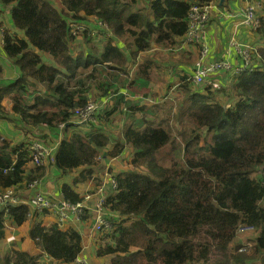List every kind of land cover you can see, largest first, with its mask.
<instances>
[{"label":"trees","instance_id":"1","mask_svg":"<svg viewBox=\"0 0 264 264\" xmlns=\"http://www.w3.org/2000/svg\"><path fill=\"white\" fill-rule=\"evenodd\" d=\"M212 1L0 0L1 10L11 12V22L26 36L3 28L4 54L20 75L0 86V116L8 119L2 101L10 96L9 120L32 131L29 143H12L0 134V191L42 177L45 167L28 170L27 164L32 160V138L47 139V130L55 132L53 137L63 134L50 159L53 168L66 175L81 168L74 183L91 178L106 156H120L131 146L134 169L116 175L118 187L104 203L121 218L111 217L114 227L105 234L107 241L100 244L97 256L110 257L109 264H122L115 259L120 255H127L126 264L139 255L142 264H264V47L257 49V67L231 78L233 98L226 104L216 95H231L226 77H219L220 90L182 77V100L174 113L166 112V121L153 120L162 105H125L130 122L116 141L97 126L99 114L98 122L86 127L75 122L73 112L88 102L86 93L95 85L103 94L115 90L116 84L104 75L110 66L124 72L129 60L115 38L127 45L134 61L154 44L174 51L177 38L188 31L191 6ZM87 16L96 17L104 34L108 25L113 35L102 39V33L97 40L91 31L73 33L70 22H87ZM256 33L264 36V15ZM138 68L142 77L148 75L147 66ZM2 74L0 66V78ZM112 74L119 81L118 72ZM38 83L45 85L43 90L37 89ZM122 101L118 97L105 115L110 117ZM173 121L181 130L175 125L173 132ZM142 165L147 172L138 169ZM61 191L67 200H82L71 183H63ZM30 213L24 203L9 206L7 213L1 208L0 238L6 229L4 216L22 225ZM244 227L256 233L249 252L232 246ZM29 234L43 253L65 264H73L83 248L81 233L72 227L36 222ZM45 261L43 254L16 249L0 255V264Z\"/></svg>","mask_w":264,"mask_h":264},{"label":"crops","instance_id":"2","mask_svg":"<svg viewBox=\"0 0 264 264\" xmlns=\"http://www.w3.org/2000/svg\"><path fill=\"white\" fill-rule=\"evenodd\" d=\"M262 3V0H226L223 5L220 6V4H217L212 9V13L210 15L209 22L207 24V31H206V40L210 46V56L209 61H215L218 59H230L235 64L242 63V57L240 53H238L237 48L232 44L235 42L236 44H241L244 46H255L259 47L260 45L263 46V44H260L264 42V36L258 35L256 33V29L250 26H246L245 24L241 23V17L237 16L236 14L238 11L244 7H247L249 5L259 7ZM263 4V3H262ZM263 8V7H262ZM261 8V9H262ZM3 12L2 15H6V18L8 20V26L5 25L7 29H10L11 31L16 32L20 37L26 38L24 31L18 29L13 25L11 22V13L8 9L1 10ZM260 17V15H258ZM96 22H93L95 21ZM4 22V20H2ZM89 28L91 29V32L97 33L99 39L95 37L97 40H101L100 37H102L103 31L99 29L98 26V20L96 17L92 16V21H88ZM254 30V31H253ZM106 31V30H105ZM89 32V31H88ZM109 31H106V33ZM113 34H104L103 38H110V36ZM181 38H177L178 43L176 45L182 46ZM180 40V41H179ZM116 43L118 42L121 46V50L126 54L128 57L127 61V67L123 73L119 72L121 70H116L113 66H110V69H107L109 72L108 75H104V77L108 80V83H115L116 86L114 87L115 90H112L111 92L103 94L102 90H100L96 85L89 90L86 95H88V100L94 97L93 99H99V101L103 103V107L108 111H112V107L116 104L118 97L122 96L123 101L122 104L117 106V109L111 112L109 115L110 117H113L115 115H120L123 120V116L127 114L123 111V108L125 109V105H135L138 107H153L156 105H159L162 103V98L166 96L169 92L166 93V79L168 82V85L170 83H173L177 78L186 77L194 72V66L195 61L199 52V45L196 43H187L185 44L178 52L170 53L172 51L165 50L159 44H154L152 48L147 50L145 53H140L136 57V60L134 61L131 59V55L127 49V45L120 40L119 38H115ZM122 41V42H121ZM105 40L102 41L104 44ZM175 45V46H176ZM264 47V46H263ZM152 49V50H151ZM157 50L158 52H162L165 55L162 56L164 60H159L158 57L154 54V51ZM174 54L173 60H168L171 55ZM46 55V54H45ZM47 56V55H46ZM259 62V61H257ZM147 66L148 69V75L142 77L140 71H142V67L139 71V65ZM0 66L3 68V74L2 78H0V86H6L10 84V82L15 81L19 77V68L12 63L10 58L4 54L3 51V28L0 24ZM160 66H163V69H160ZM167 66V67H166ZM258 65H256L257 67ZM163 72L162 74L160 72ZM113 72H118V77L121 79V81L115 79V75H113ZM166 72L168 73L166 77ZM225 83L227 86L230 85L231 78L228 76H224ZM172 81V82H171ZM232 83V82H231ZM45 85L38 83L37 89L43 90ZM221 89V88H220ZM217 89V90H220ZM214 90V89H213ZM114 92H118L117 94H113ZM5 99L9 101V104L11 103L12 107V100L10 99V96H5ZM105 99V100H102ZM107 99V103L106 102ZM3 104V103H2ZM4 106V105H3ZM7 111V110H6ZM11 109H9L10 112ZM127 111V110H126ZM106 112H103V115L100 116L99 124L97 126L103 127L104 129L107 128L109 125V122L102 121L101 118L105 115ZM140 116L141 113H137ZM108 117V116H107ZM153 118V117H152ZM109 119V118H108ZM150 119V116H149ZM7 119L0 116V134L2 138H6L7 140L14 143L13 137L15 135H12V137L7 136L4 131L10 132V122L11 123H17L8 121L9 124H6ZM7 122V123H8ZM126 121H124V124ZM19 125H14L21 133V127L22 124L18 123ZM123 124V125H124ZM123 127V126H122ZM76 129H78L76 127ZM117 134L115 133L113 136H110L111 140L116 141ZM30 135V134H29ZM28 135V136H29ZM60 137H53V135L50 134V131L47 130V137H49V140L52 142H46V138H40L42 139L48 146H50L53 150V153L55 151V148L57 145L61 142L62 134H60ZM36 137H43V135L36 136ZM23 137H20L18 140H15V143L26 141L30 142L28 137L26 139H22ZM120 138V137H118ZM35 140V139H32ZM132 147L127 146L125 149V152L117 157L112 156H106L102 161V169H105L107 172H110L108 174L107 178H102L106 182H109L111 179H114V176L117 174L122 173L120 168V159H128L130 161L132 159ZM118 163V164H117ZM35 165L31 160L27 164L28 170L34 169ZM107 166L109 167L107 169ZM45 167V168H44ZM53 166L51 165V161H49L48 165L43 166L45 169L44 174L40 179H38V183L31 186V182L28 184H25L23 187H18V197L23 200L24 202L28 201L35 193L42 191L46 192L49 195L61 197L63 195L61 191V186L63 183H71L73 189L80 193L81 196L84 198L83 195L88 194L90 195V198L85 201V208L84 213L81 218H71L69 221L65 222L64 224L60 225L59 227L62 229L66 228H75L77 229L83 239V248L81 251L82 255H85L88 260L89 264H109L111 261V258L108 256H97L96 250L99 248L100 244L97 243V238L99 235L95 232L93 225H94V219H93V213L91 212L93 209H96L100 203L101 197H103L105 200L107 197L114 192L116 189H112L109 185L105 186V189L103 188V191L100 192L99 189L102 187L100 185H97L99 182L98 179H96L97 176H94L93 178H89L83 182H75V178L77 177L78 173L80 172L81 168H78L74 170L70 175L63 176L59 179V175H53L49 169H51ZM111 168H115L114 172H111ZM104 200V201H105ZM31 214L28 218V220L22 224V225H16V223L13 221V219H8L6 221V229L5 234L3 238L5 241H10L9 246H13L12 249L20 248L24 249L26 252L36 255V254H43V251L37 247L35 241L31 238L29 231L31 229V226L36 222H41L45 226H50L52 224H58L56 223L55 216L47 211H38L35 210V208L30 207ZM16 226H19V228L16 230L14 229ZM14 229V230H13ZM12 239V240H11ZM16 243H15V242ZM11 249V250H12ZM97 257L95 260H92V256ZM46 256V254H45ZM46 264H65L61 261L54 260L53 258L45 257Z\"/></svg>","mask_w":264,"mask_h":264},{"label":"built area","instance_id":"3","mask_svg":"<svg viewBox=\"0 0 264 264\" xmlns=\"http://www.w3.org/2000/svg\"><path fill=\"white\" fill-rule=\"evenodd\" d=\"M214 7L213 1L204 5L194 4L191 6L188 14V31L185 36L181 38L180 44H182V46L180 47L182 48L187 43H196L200 46L195 61L194 72L186 76V82L194 85L204 84L210 88L219 89L221 88L219 77L228 76L231 78L246 69L253 70V68L256 67V64H258V62L255 61V57L258 56V51L255 46H244L233 42L232 44L237 48L238 53H240L243 59L242 63L235 64L230 59L209 61L210 46L206 40V31L207 24ZM236 15L242 18L243 24L246 26H250L255 29L258 28L259 16L257 15L255 6L249 5L244 7L240 9ZM70 24L72 26L73 33L76 35L86 30V27L80 22L71 21ZM104 27L107 28L106 25H104ZM181 48H179L178 45L173 52H178ZM167 95H169V93L166 94V96ZM98 102L99 104L89 100L84 106L75 108L73 111L76 119L75 122L86 127H90L92 123H96L98 120L97 114L100 113L102 107L104 106L102 101ZM33 141L34 142L30 147L33 160L31 161L37 166L48 165L47 163L53 155L52 148L49 147L42 139H35ZM108 168L109 167L107 166V169ZM36 183H38V180H35V182H32L30 185L33 186ZM106 185H109L113 190L116 189L118 187L117 177L111 179L109 182L103 181L101 184L102 187L99 191L102 192ZM83 196L84 198L81 197V201L72 202L69 199L67 200L64 195L56 197L49 195L46 192L39 191L30 198V206L38 211L45 210L52 213L55 216L56 223L60 226L69 221L71 218L82 217L85 208V201L90 198V195L88 194ZM104 200L105 199L101 197L98 207L91 211L94 219L93 228L95 232L97 234H101V236L110 232L113 226V221L109 216L111 213L106 207H104V203L106 201ZM16 203H18V198L15 195V192L13 193L11 188L0 192V209L2 208L5 211H8L9 206ZM242 229H248V227L241 228L240 230ZM240 250H245V248H241ZM73 264H89V260L85 255L79 253Z\"/></svg>","mask_w":264,"mask_h":264},{"label":"rangeland","instance_id":"4","mask_svg":"<svg viewBox=\"0 0 264 264\" xmlns=\"http://www.w3.org/2000/svg\"><path fill=\"white\" fill-rule=\"evenodd\" d=\"M213 2H214V6H217V4L220 3V0H214ZM262 3H261V5L259 7H256L255 6L256 7L257 15H260V16L264 15V0H262ZM2 14H3V12L0 11V24L2 25V28L7 29L5 27V25L9 27L8 20L6 18V15L5 14L2 15ZM86 19H88V21H89V19H90V21H92V16H87ZM2 20H4V22H2ZM88 21L87 22H80L81 24H83L86 27V30L85 31H87V32L88 31H91V29L89 28ZM93 22H96V20L93 21ZM106 31H108V29H106ZM108 33L113 34L111 32H108ZM260 44H263V46H264V42L263 43L260 42ZM176 46H178V45H176ZM263 46L260 45L259 47H263ZM259 47H257V49ZM164 49L166 50V48H164ZM170 53H174V52L172 51ZM154 54L158 57V59L160 61L161 60H164L163 57H162V56L165 55L164 53L158 52L157 50H155L154 51ZM173 57H174V54L171 55L168 60H173ZM160 69H163V66H160ZM120 73H123V72L120 71L119 72V76H120ZM160 73L162 74L163 72L161 71ZM167 75H168V73L166 72V77H167ZM108 80L109 79L107 78V82H108ZM119 80L121 81L120 78H119ZM180 81H181L180 78H177L173 83H170L168 85V82H167V79H166V93L169 92V95H168V97L166 99V102L159 104V105H162L163 108L159 112V115L156 118H153V120L155 122L156 121L159 122L160 119H164L166 121V112H172V113H174L176 111V109H177L176 106L179 104V102L182 100V97H183L181 91L179 90V86H178V84H179ZM227 87L230 90V94L231 95L226 94L227 96L224 97V94L223 93H221V94L220 93H216V95L219 97L220 101L222 103H224V104L228 103L230 98H231V100L233 98L232 97V92H231V85H229ZM93 98L94 97H92L91 100L93 102L99 104V102H98L99 99H93ZM2 103H3V105H4V107H5V109L7 111H9V109H11V103L9 104V101L7 99L3 98ZM104 110H105V108H102L101 109V111L99 113V117L101 115H103ZM124 112H126V108L124 109ZM10 116H11V113L8 112L7 113V117H8L7 120L8 121H9V117ZM106 117L107 116H103L101 118V120L104 121V122L105 121L109 122V125L107 126V128L105 129V131L110 136H113L115 133H118V134L120 133V130H121L123 124H124V121H126V124H129V122H130L128 116H126V115L123 116V120L121 119L122 117L120 115H115L113 117H108L109 119H106ZM8 121H6V124H9ZM14 125H19V124L18 123H11L10 122V132L4 131V133L7 136H9V137H12V135H15V137H13L14 143H15V140H18L20 137H23L22 139H26L27 136L30 134V132H32L31 130L25 131L21 127L22 130H21V133H20V131ZM175 125L178 127L179 130H181L180 126L173 121V123L171 124V126L175 130V131L173 130V132H177V130L175 128ZM54 133L55 132H53V135H54ZM29 137H32L31 134L29 135ZM32 139H34V138H32ZM46 142H50V144H52V142L49 140V137H47V141ZM167 150H169V148L165 149L164 152H163V154H166V151ZM118 163H120L119 165H120L121 171H123V172H126L128 170L134 169L133 168V165L131 163V160L128 161V159H120V161ZM138 169L140 171H142V172H147L148 171L147 168L144 165L138 167ZM114 170H116V169L115 168H113V169L111 168V172H114ZM49 171L53 175H59V179L62 178L63 176H68V175L71 174V173L70 174H67V175L66 174H63L61 172L56 171L53 167L51 169H49ZM108 174H110V172H107L105 169L99 168V169H97V170L94 171V173H93V175H92L91 178H93L94 176H97L96 179H98V181H99L97 183V185H100L101 186V184H102V178L103 179L104 178H107L108 177ZM11 189H12L13 193L16 192V191H18V187L11 188ZM120 218L121 217L119 216L118 218H116V220H119ZM114 222L115 221L113 220V225H114ZM18 228H19V226H16L14 229L17 230ZM98 235H100L97 238V243L98 244L107 241V239L105 237V234L101 236V234L98 233ZM255 237H256V233L252 229H242V230H240L238 232V236H237L236 242H234L232 244V246L235 247V248H237V250L238 249H241V248H245L246 249L245 251L246 252H249L251 250L250 247H251V245H252L253 240H254ZM237 244H241V245H237ZM9 245H10V241H5L4 239H0V255H1V257H4V255H7V253L11 251V249L13 248V246H9ZM17 249L20 250V251H25L24 249H20V248H17ZM131 249H132V251H137L136 248H134V247H132ZM36 255H38V254H36ZM91 256H92V260H95L97 258V257H95L93 255H91ZM141 257H142V255H139L138 257H136L135 258V261L132 264H142L143 263V259ZM115 259L116 260H119L122 264H126L128 262L127 255H120V256L116 257ZM259 264H263L261 260L259 261Z\"/></svg>","mask_w":264,"mask_h":264},{"label":"bare ground","instance_id":"5","mask_svg":"<svg viewBox=\"0 0 264 264\" xmlns=\"http://www.w3.org/2000/svg\"><path fill=\"white\" fill-rule=\"evenodd\" d=\"M241 23L243 24V21H242V18H241ZM107 29L108 30H110L109 29V27H108V25H107ZM212 89H214V88H212ZM220 89V88H219ZM214 90H217V89H214ZM89 100H91V99H89ZM88 100V101H89ZM102 100H105V99H102ZM99 101V100H98ZM104 103H107V99H106V102H104ZM98 122V120L96 121V123ZM34 141H31V144H30V147H31V145H32V143H33ZM50 147V146H49ZM33 161V160H32ZM49 163V162H48ZM47 163V164H48ZM117 175V174H116ZM116 175L114 176V178H116ZM0 192H3V191H0ZM17 191L15 192V195L17 196ZM17 198H18V203H24V204H26V205H28L29 207H31L30 206V199L28 200V201H26V202H24L23 200H21L18 196H17ZM12 205H15V204H12ZM8 211H9V208H8ZM8 211H5V212H8ZM42 211H45V210H42ZM40 212V211H39ZM31 214V213H30ZM110 216V218L113 216V217H117L118 215L117 214H110L109 215ZM4 218H5V220H8V219H11V217H7V216H4ZM111 220H112V218H111ZM113 221V220H112ZM113 227H114V225L112 226V228H111V230L113 229ZM45 254L46 253H43V258L45 259V257L47 256L48 258H50V256L49 255H47L46 254V256H45ZM46 262V261H45Z\"/></svg>","mask_w":264,"mask_h":264},{"label":"water","instance_id":"6","mask_svg":"<svg viewBox=\"0 0 264 264\" xmlns=\"http://www.w3.org/2000/svg\"><path fill=\"white\" fill-rule=\"evenodd\" d=\"M225 1H226V0H220V3H219L220 6L223 5Z\"/></svg>","mask_w":264,"mask_h":264},{"label":"clouds","instance_id":"7","mask_svg":"<svg viewBox=\"0 0 264 264\" xmlns=\"http://www.w3.org/2000/svg\"><path fill=\"white\" fill-rule=\"evenodd\" d=\"M4 30V29H3Z\"/></svg>","mask_w":264,"mask_h":264}]
</instances>
